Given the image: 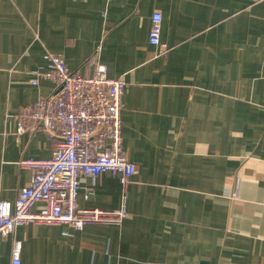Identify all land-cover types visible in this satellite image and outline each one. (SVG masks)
<instances>
[{
    "label": "crops",
    "instance_id": "1",
    "mask_svg": "<svg viewBox=\"0 0 264 264\" xmlns=\"http://www.w3.org/2000/svg\"><path fill=\"white\" fill-rule=\"evenodd\" d=\"M155 11L164 51L148 42ZM45 53L124 79L121 149L136 173L124 189L107 172L81 177L77 204L118 212L125 195L127 217L19 225L0 264L15 241L19 264H264V0H0V200L30 182L21 160L54 150L12 117L55 93L34 74Z\"/></svg>",
    "mask_w": 264,
    "mask_h": 264
},
{
    "label": "built area",
    "instance_id": "2",
    "mask_svg": "<svg viewBox=\"0 0 264 264\" xmlns=\"http://www.w3.org/2000/svg\"><path fill=\"white\" fill-rule=\"evenodd\" d=\"M161 14L151 17L148 42L166 49L161 43ZM46 69L35 77L52 81L54 94L40 97L21 106L13 118L16 132L26 128L47 133L54 143L52 156L46 160H21L20 167L32 170L27 186L20 188L16 199L0 200V239H5L19 225L68 224L82 229L87 224H118L126 218L123 205L118 212L84 209L77 204L81 177L95 178L107 172L124 189L136 173L121 149L120 110L125 88L122 77L108 78L105 68L96 65L90 76L71 72L64 59L45 53ZM35 78L31 84H37ZM93 193L88 192L85 199ZM41 204L40 208L35 207ZM21 244L15 241L12 264L20 263Z\"/></svg>",
    "mask_w": 264,
    "mask_h": 264
}]
</instances>
